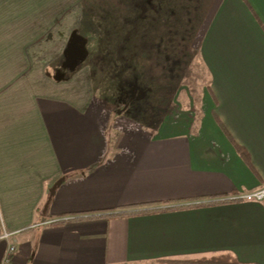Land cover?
I'll use <instances>...</instances> for the list:
<instances>
[{
	"label": "crops",
	"instance_id": "obj_1",
	"mask_svg": "<svg viewBox=\"0 0 264 264\" xmlns=\"http://www.w3.org/2000/svg\"><path fill=\"white\" fill-rule=\"evenodd\" d=\"M86 1L0 0V264H264V0L209 1L156 127L63 78Z\"/></svg>",
	"mask_w": 264,
	"mask_h": 264
},
{
	"label": "trees",
	"instance_id": "obj_2",
	"mask_svg": "<svg viewBox=\"0 0 264 264\" xmlns=\"http://www.w3.org/2000/svg\"><path fill=\"white\" fill-rule=\"evenodd\" d=\"M98 1L87 0L84 3L85 15L83 13L81 26L83 38L80 42L70 44L72 54L79 51L78 69L87 66L91 69L92 85L96 88L94 90L99 92L96 96L115 106V118L125 117V114L128 113L130 114L127 116L129 119L134 120L137 117L145 126H159L167 116L172 114L173 105L177 106L178 102H182L178 96L181 91L177 95L178 97L174 96L175 94L168 95V97L158 94L157 86L159 87V85L154 83L151 68L160 59L162 61L157 64L158 66H169L170 63H174L177 57L187 60L193 53L190 40L191 30L188 29L194 26H188V23L192 22H189L190 20H187L186 17L193 18V21L201 19L202 12L210 0H190L189 6L186 5L188 0L186 2L185 0H143L144 15L142 17L146 22V30H144L145 33L136 34V36L132 32L134 24L126 20L123 14V11L128 9V5L126 8L118 9L117 6L111 8L107 5L108 1ZM182 3L185 5L183 6ZM149 9L154 13H159L162 10L160 20L156 19L154 15L148 16ZM93 15L99 17V20L102 17L103 20L109 18V22L112 19L120 22L124 16V21L120 26L128 35L122 37L121 34H117V37L114 32L109 34L108 29L115 28L116 21H111L114 24H109L106 31L97 30V27H103V24H98L97 21L93 22ZM151 20L157 21L156 24L150 26ZM128 42L133 43V49L126 47ZM64 66L68 68V65ZM159 101H162L166 107L160 115L161 120H158L159 116L156 115ZM228 260L227 256H218L185 263L239 264L236 260L235 262H228ZM169 262L172 261L163 260L157 263Z\"/></svg>",
	"mask_w": 264,
	"mask_h": 264
},
{
	"label": "rangeland",
	"instance_id": "obj_3",
	"mask_svg": "<svg viewBox=\"0 0 264 264\" xmlns=\"http://www.w3.org/2000/svg\"><path fill=\"white\" fill-rule=\"evenodd\" d=\"M93 1H98V0H92V2ZM105 1H108V2H106V4L109 5L111 8L114 6H117L118 9H123V8H126V6L128 5V7H127L128 9L123 11V14L126 17V20L131 21L134 24V28L132 31L133 35L136 36V34L145 33L144 30H146V22H145L144 18L142 17L144 15V11H143L144 7L142 6L143 0H105ZM186 1L187 0H185V2ZM182 4H183V6L185 5L184 3H182ZM186 5H188V6L190 5V0H188L186 2ZM83 13L85 15L84 11H83ZM162 13H163L162 10H160L159 13L151 12L150 9L148 10V14H149L148 16L154 15L156 17V19H159V20H160V17H162L161 16ZM93 14H95V13H93ZM124 16L121 18L120 22L117 20H114V19L111 20L113 22L116 21L115 23L117 24V26H115V28H112L111 30H110V28L108 29V26H109V24H114V23H112L111 21L109 22V20H110L109 18L106 20H103L102 19L103 17H102L99 20V17L93 15L92 21L93 22L97 21L98 24H103V27H97L98 28L97 30L106 31L108 29L109 34L111 32H114V33H116V35L121 34V36L123 37V35H126V36L128 35V33L124 30V28H122L120 26L121 23L124 21ZM118 17H119V13H118ZM115 18H117V17H115ZM186 19L190 20L189 22H192V23H188L189 24L188 26H192V25L194 26V27H191V29H190V27L188 29V30H191L190 40L192 41L194 34L196 33L202 19H198L197 21L194 20L195 22L193 21V18H191V17L190 18L186 17ZM148 21H150V20H148ZM151 22H150L151 23L150 26H153L152 24L155 25L157 21L151 20ZM117 37H118V35H117ZM126 47L128 49H133V43L128 42V44H126ZM70 49H71V46H69V49L66 53L64 60H61V65L62 64L68 65V68H69V69L66 68L64 70L65 74L63 75V78H68L69 76H71L72 72H74L78 69V65L80 63V60H79L80 55H78L79 51L78 52L75 51L76 53L72 54L70 52ZM190 59L192 61H190L188 58H187V60H185V59L182 60L180 57H177L176 60L174 61V63H170L169 66H165V65L158 66L157 64L162 61V59H160L159 62L151 68L152 75L154 76V83L159 85V87L157 86L158 94L160 93L166 97H168V95L172 96L174 94H175L174 96H177L180 93L179 89H181V90H183V89L188 90L189 89L188 91L190 93H192L195 104L198 103L199 98L197 95V88L202 86V85H200L201 81L198 79H202V74H200V68H199L200 65L198 66V64H197L198 61L196 63H194V61H193V60H196V58H194V56H193ZM180 62H184V63L179 64ZM192 62H193V65H192ZM145 64H148V63L145 62ZM51 66H53L52 63H51ZM70 70H72V71H70ZM90 70L91 69L88 66L84 67L80 70L79 73L82 72L83 74H86V76H85L86 78L81 79L83 82H85L86 79L90 80V82H91ZM69 72H71V73H69ZM58 74H59V76H61L60 73H58ZM91 87H93L92 89H93L94 96L98 95L99 92H97V90H94L96 88H94V86L92 84H91ZM168 88H169V90H168ZM171 89H173V90H171ZM187 90H186V92H187ZM174 96H173V98H174ZM184 96H185V91H181L179 99H182V102L185 98ZM187 105H188V103H187ZM157 109L158 110L156 111V115H157V117L159 116L157 119L161 120L162 117H160V115L166 109V107L162 104V101H159ZM171 110H173L172 111V114H173L174 112H176L178 110H182V107H180V104H177V106L173 105V108ZM114 115H115V111L113 112V116ZM129 115L130 114L126 113L125 114L126 118L119 117L118 123L119 124L127 123L126 121L131 120V119H128V117H127ZM115 120L117 121V118L114 117V121ZM134 122L137 124V123H140V120L137 117H135ZM141 125H143V124H141ZM154 263L155 264H161V263H157V262H154ZM149 264H151V263H149ZM184 264H186V263H184Z\"/></svg>",
	"mask_w": 264,
	"mask_h": 264
},
{
	"label": "built area",
	"instance_id": "obj_4",
	"mask_svg": "<svg viewBox=\"0 0 264 264\" xmlns=\"http://www.w3.org/2000/svg\"><path fill=\"white\" fill-rule=\"evenodd\" d=\"M248 197L255 199L257 201H263L264 200V188H261L260 190L252 193ZM12 236H13V234L5 232L0 237V240L9 241L12 238ZM16 251H17V248H16L15 244H10L8 247L7 253L3 259L2 264H13V258H14V254L16 253Z\"/></svg>",
	"mask_w": 264,
	"mask_h": 264
}]
</instances>
